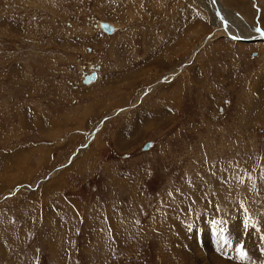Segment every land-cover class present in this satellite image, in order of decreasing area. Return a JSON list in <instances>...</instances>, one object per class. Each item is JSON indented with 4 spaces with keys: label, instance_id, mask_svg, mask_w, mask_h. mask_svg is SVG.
<instances>
[{
    "label": "rangeland",
    "instance_id": "1",
    "mask_svg": "<svg viewBox=\"0 0 264 264\" xmlns=\"http://www.w3.org/2000/svg\"><path fill=\"white\" fill-rule=\"evenodd\" d=\"M224 1L264 35V0ZM213 20L207 0H0V264H186L225 237L264 264V42Z\"/></svg>",
    "mask_w": 264,
    "mask_h": 264
},
{
    "label": "bare ground",
    "instance_id": "2",
    "mask_svg": "<svg viewBox=\"0 0 264 264\" xmlns=\"http://www.w3.org/2000/svg\"><path fill=\"white\" fill-rule=\"evenodd\" d=\"M208 1V3H209V6H210V12H211V15H212V18L214 19L213 20V23H214V25H216V27L218 28V32L217 33H227L230 37V39L231 40H234V39H236V40H239V41H242V42H248V39L249 38H243V37H241L240 35L238 36V35H236V31H234L235 29H234V27L232 28L230 25H229V23L226 25L225 24V28L222 26V24H221V20L223 19V12H225L226 13V11L224 10V7H223V5H221L220 3H218L217 2V0H214V2H215V4H216V6H215V4L213 3V1L212 0H207ZM216 8L219 10V12H220V14L222 15V18H221V20H219V17H218V11L216 10ZM213 14H214V16H213ZM226 23H227V21H225ZM103 23V21H98L97 22V27H98V29H100L101 30V24ZM106 24H108L109 26H111L112 27V33L114 32V27H113V25L112 24H109V23H106ZM111 33V34H112ZM237 33H239L238 31H237ZM107 34V33H106ZM111 34H107V35H111ZM224 35V34H223ZM250 36V35H249ZM258 36V35H257ZM264 36V35H263ZM247 37V36H246ZM264 42V41H262V40H257V41H253V42ZM95 73V75L97 76V73H96V71H92L91 73ZM90 73V74H91ZM90 74H86L88 77L90 76ZM85 75V76H86ZM84 76V77H85ZM84 77L82 78V82H83V80H84ZM96 79V78H95ZM167 80V79H166ZM95 80H91V81H89V82H87V83H84L85 85H88V84H90V83H93ZM104 124V123H103ZM204 220V219H203ZM203 223H204V221H203ZM209 226H210V224H209ZM211 227V226H210ZM223 227V226H222ZM207 228H209V227H207ZM221 228V227H220ZM205 229H206V227H205ZM212 229H213V227H212ZM198 230V229H197ZM200 230V229H199ZM209 229H207V231H208ZM212 230H210L209 232H211ZM204 232V231H203ZM228 232V231H227ZM232 232V231H231ZM205 233V232H204ZM208 233V232H207ZM220 233V232H219ZM230 233V232H229ZM206 234V233H205ZM204 235V234H203ZM210 235H211V233H210ZM217 235V234H216ZM213 236V235H212ZM239 239V238H238ZM237 241V240H236ZM220 242H221V244L219 245V246H216V253L215 254H212L211 253V250H209V248L208 247H205L204 249H205V251H202L201 249H199L198 247H197V245H196V243H195V239L193 240V242H192V245H193V247H194V258H193V260H190L189 259V255L188 254H190L188 251L187 252H181V255H180V258L182 259V261H185V263L187 264V262L189 263V264H241V263H236L235 261H233V260H231V261H229V260H227L226 258H224L223 257V255H222V249L224 248V247H229L230 248V251L232 252V253H236L237 251H238V247H237V245L236 244H231L230 242H229V240H228V238H224V240H220ZM200 243V242H199ZM214 243H215V241H214ZM199 245V244H198ZM209 247H212V246H209ZM248 247V246H247ZM213 249V248H212ZM243 250H245V251H249V248H246V247H243ZM230 251H228V252H230ZM242 254V253H241ZM226 256H227V254H226ZM230 257V256H229ZM229 259V258H228ZM230 259H231V257H230ZM234 259V258H233ZM237 259V258H236ZM244 260V259H243ZM241 262V261H240ZM243 263H244V261H243ZM249 264V263H248Z\"/></svg>",
    "mask_w": 264,
    "mask_h": 264
},
{
    "label": "water",
    "instance_id": "3",
    "mask_svg": "<svg viewBox=\"0 0 264 264\" xmlns=\"http://www.w3.org/2000/svg\"><path fill=\"white\" fill-rule=\"evenodd\" d=\"M212 1H213V3L215 4L214 0H212ZM215 6H216V4H215ZM216 7H217V6H216ZM216 10L218 11V17H219L220 20H221L222 15L220 14V12H219V10H218L217 8H216ZM221 24H222V26L225 28V23H223V19H222V21H221ZM101 29L103 30V32H105V33H107V34H111V33H112V30H113L111 26H109L108 24H106V23H104V22L101 24ZM226 34H227V33H226ZM227 36L230 37L228 34H227ZM207 37H208V36H207ZM230 38H231V37H230ZM258 39H259V37H257V36H255V37H251V38L248 39V42L257 41ZM95 78H96V75H95V73L93 72V73L90 74L89 77L86 75V76L84 77L83 82H84V83H87V82H89V81H91V80H92V81L95 80ZM119 111H120V109L117 110L116 113L119 112ZM106 119H107V118H103V119L100 121V123L98 124V126H99V125L101 126L102 123H103ZM98 126L92 131V134H91L90 138L86 141V143H85L82 147L77 148V149L75 150V152H74L71 156H75L79 149H83V148H86V147H87V145L92 141V139H93V135L99 130L100 127L98 128ZM148 146H149V144L146 145L144 149H147ZM69 161H70V159H69ZM65 165H66V164H65ZM65 165H64V166H65ZM64 166H62V167H64ZM59 168L61 169V167H59ZM59 168H57V170H58Z\"/></svg>",
    "mask_w": 264,
    "mask_h": 264
},
{
    "label": "crops",
    "instance_id": "4",
    "mask_svg": "<svg viewBox=\"0 0 264 264\" xmlns=\"http://www.w3.org/2000/svg\"><path fill=\"white\" fill-rule=\"evenodd\" d=\"M150 1H151V0H150ZM163 1H166V0H163ZM223 1H224V0H223ZM232 1H245V0H232ZM225 2H226V1H224V4L226 5ZM263 3H264V1H263ZM263 6H264V5H263ZM177 22H178V20H175V21L173 22V24L178 28V27H180V25L177 26ZM163 24H164V25H167V19L163 21ZM173 24H172V25H173ZM176 27H175L174 29H177ZM200 27H201V25L199 24V25L197 26L196 30H198V28H200ZM194 29H195V28H193L192 31H193ZM169 31H170V30L167 29L165 26H164V28H162V32L165 33L166 36L171 35V33H170ZM192 31H190V32H188V33H189L190 35H192V33H191ZM198 37L200 38V36H198ZM199 38H198V40H199ZM204 38H205V37H203V39H204ZM203 39H202V40H203ZM155 42H158V43H159V42H162V41H158V39H156ZM158 43H157V44H158ZM163 44H164V43H163ZM163 44H162V45H163ZM166 44H167V43H166ZM166 48H167V47H166ZM97 84H98V83H97ZM97 84H96V85H97ZM96 85H94V86H96ZM100 85H101V84L99 83V86H100ZM87 88H89V87H87ZM99 88H100V87H99ZM101 90H102V89H101ZM139 115H140V114H139ZM94 143H95V141H94V142H93V143H92V144H91V145H90V146H89L84 152H81L80 154H78L77 157L80 158V157H82V156L84 155V156H83V158H84V157H87V156H88L89 154H91L92 152H95V151H93V150H95V148H94V145H95V144H94ZM83 149H84V148H83ZM80 150H81V149H80ZM80 150H79V151H80ZM96 152H97V150H96ZM82 154H83V155H82ZM81 155H82V156H81ZM87 158H88V157H87ZM90 167H96V166H95V164H94L93 166H90ZM97 167H98V166H97Z\"/></svg>",
    "mask_w": 264,
    "mask_h": 264
},
{
    "label": "built area",
    "instance_id": "5",
    "mask_svg": "<svg viewBox=\"0 0 264 264\" xmlns=\"http://www.w3.org/2000/svg\"><path fill=\"white\" fill-rule=\"evenodd\" d=\"M105 23H107V22H105ZM102 30V29H101ZM103 31V30H102ZM105 33V32H104ZM106 34V33H105Z\"/></svg>",
    "mask_w": 264,
    "mask_h": 264
}]
</instances>
